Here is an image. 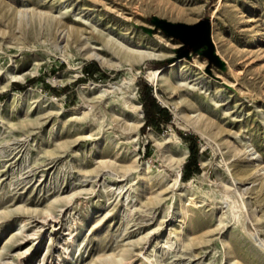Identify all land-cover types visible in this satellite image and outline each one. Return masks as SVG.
<instances>
[{"label": "rangeland", "instance_id": "1", "mask_svg": "<svg viewBox=\"0 0 264 264\" xmlns=\"http://www.w3.org/2000/svg\"><path fill=\"white\" fill-rule=\"evenodd\" d=\"M217 3L0 0V264H71L73 257L78 264H104L100 258L123 249L132 256L129 264H149L147 258L153 256L149 248L161 225L165 240L174 244L172 249L171 244L159 246L157 257L162 264H232V258L240 264H264L259 238L243 232L223 214L227 204L221 193L238 166L226 140L238 147L250 141L264 158V58L245 63L248 57L236 54L250 37L240 30L246 18H254L264 32V0H229L228 4L237 6L233 11L228 7L218 11ZM30 9L48 12L65 23L41 25L30 15L25 16L28 22H20L18 11ZM212 14L217 56L210 33ZM205 20L210 44L197 50L199 42L189 44L182 35ZM72 25L83 29L79 41L59 36ZM107 38L157 57L127 62L107 45ZM255 45L257 50L264 42ZM91 51L99 52L106 64L89 56ZM181 57L197 63L179 67L176 90L159 86L171 121L166 123L162 117L154 128L145 119L128 154L126 143L112 145L126 136L125 122H134L123 98L136 92L144 111L143 85L153 92L155 88L143 73ZM112 88L120 90L113 93ZM83 112L89 116L83 118ZM199 113L204 121L210 120L207 129L203 122L190 119ZM176 137L181 144L175 143ZM101 139L106 141L96 146ZM165 145L177 159L188 153L181 174L184 184L195 177L191 186L167 189L166 182L172 184L174 177L164 164ZM194 145L198 149L195 162ZM132 152L139 166L149 164L154 173L159 169L169 173L166 181L146 185V197L138 199L131 189L134 174L119 178L124 172L98 167L110 159L124 164ZM248 179H240L238 187L241 191L249 188L245 198L253 200V212L262 218L258 226L264 239V196L260 188L252 190L258 183L252 187ZM191 187L208 197L204 202L201 194L194 197L189 227L181 212L174 220L172 205L180 189L188 193ZM153 195L161 200L150 203ZM70 196H74L71 201ZM87 213L92 217L85 226ZM188 227L181 242L173 236ZM248 229L255 232L251 224ZM199 237L200 241L190 242ZM225 238L230 243L228 255Z\"/></svg>", "mask_w": 264, "mask_h": 264}, {"label": "bare ground", "instance_id": "2", "mask_svg": "<svg viewBox=\"0 0 264 264\" xmlns=\"http://www.w3.org/2000/svg\"><path fill=\"white\" fill-rule=\"evenodd\" d=\"M160 1V0H159ZM229 0H218L217 7L218 11L224 10L223 7H228L230 11H233L237 8L234 4H228ZM247 3H249V0H247ZM227 12V11H226ZM239 21H244V18L242 16V11H239ZM214 14V13H213ZM212 14L213 19H211V26H210V33H211V41L214 44L216 51L214 50L213 55L217 56L219 54L218 44L216 42V36L215 32L213 31L212 27L214 25V15ZM18 15H20V22H22L25 19V16L28 17L30 15L31 20L34 19L35 21L38 20V22L42 25L43 23H50V21H54L56 24L62 26L65 21L62 19H59L57 16H53L52 14L48 12L43 11H37L36 9H30V10H19ZM29 19V18H28ZM26 20V19H25ZM33 21V20H32ZM208 20L203 21L200 23V27H194L190 29H186L188 27H185V31L183 32V37L187 43H198L194 49H199L203 45L210 44L209 37H208ZM19 22V23H20ZM26 22H28L26 20ZM23 23V22H22ZM28 24V23H27ZM59 30V29H58ZM241 32H249L250 37L247 39L248 43L245 44L244 49L238 50L236 54H242L243 56L241 58H247V62L252 61L254 59H262L264 58V46H258L259 48L257 50H254L256 42H264V32L261 29L259 25H256V20L252 17L246 18L244 25L240 27ZM62 31V29H61ZM63 30L62 35L64 38L67 37V39H74L79 41L80 38L84 36L83 29L79 27L78 25H72L68 28L67 32ZM63 32L65 34H63ZM58 36V39L60 40ZM111 45L112 48H114L115 53H117L119 56H121L123 59H125L127 62L132 61H145L149 59H153L157 57V55L149 53V52H142L138 50H132L128 47H126L124 44L118 41H114L112 38H107V45ZM231 46V45H230ZM233 48V47H232ZM202 49V48H201ZM99 51V50H98ZM234 51V48H233ZM200 53V52H199ZM91 57H94L97 61H99L100 64L105 65L106 59L97 51H91L90 55ZM197 62L195 59L189 60L186 57L178 58L177 60L173 61L171 64L158 69V70H149L148 72L143 73V77L146 79L148 83H150L152 86H154V92L155 96L157 97L160 104L168 108V103L164 101V99L161 98L159 94V86L165 87L167 89L176 90L179 85V79H176L177 70L181 66H185V64L195 65ZM137 74H142V72H137ZM135 76V75H134ZM135 78V77H134ZM229 86L231 84L227 82ZM114 87V86H113ZM127 89L129 86H126ZM116 88V87H115ZM113 89V93L116 92V90L120 89ZM153 92V93H154ZM105 91H100L101 95H104ZM99 95V94H98ZM123 105L125 108L130 111L134 116V122L128 123L125 122V137H118L117 141H112L111 144L114 146L119 145V143H126L128 145V148L125 147L124 152L129 153V151L132 149V142L136 140L135 135H139V129L143 125L145 120V114L142 110L141 103L138 98V94L136 92H132L128 97L123 98ZM84 109V108H83ZM87 109V108H86ZM85 111V110H84ZM82 112V111H81ZM90 112V111H89ZM89 112H83V118H87L89 116ZM190 118V117H189ZM194 123L196 122H203V126L207 129L211 122L204 121V116L199 113L195 115L194 117L190 118ZM220 131V130H219ZM112 136L110 139H113ZM249 140V139H248ZM106 141L101 139L96 143V146L100 147L102 143ZM175 143L181 144V141L179 138H175ZM166 142L167 139H166ZM248 144L244 147H238L235 145H231L229 141L226 140L225 144L227 145L228 150L234 155V157L238 158V166L236 167L235 172L231 173V181L227 185H223L224 190L221 192L223 195V198L225 200L226 211L223 213L227 216L232 222H234L235 225H240L243 232L251 233L250 235L252 237H258L259 238V245L264 250V239L261 237V232H263L262 228L258 226V223L262 221L261 217H258L257 212H253V208L255 206L253 200H246V195H248L249 188L246 190H240L238 187L239 180L249 177L248 180H250L253 183L254 187L256 183H258V187H255L252 190H256L257 188H260L261 194L264 196V158L261 154H259L255 149L252 142L248 141ZM165 153H164V164H167V167L171 169L173 172V182L170 184V182H166L167 189L180 186H188L192 185L195 181V177H192L187 184L182 183V165L184 162H186V158L188 156V153L181 159H177L173 152L171 151V148L169 145H165ZM115 156L117 157L119 155V151L115 152ZM99 168L103 169H110L111 171H122L124 174L122 176H118L119 178L127 176V174H134L136 177L131 183V189L134 191L133 195L135 199L141 198L143 196L146 197L147 195V188L146 185L153 184V183H162L166 181L167 177L169 176V173H167L164 169H159L157 172H153L152 167L149 166V164H144L142 166L138 165V159L136 155H133L129 159H126L124 164H117L116 159H110V160H104L99 162ZM227 163V162H226ZM244 163L246 166L241 167L240 164ZM173 164H176L177 167L172 166ZM174 167V168H173ZM171 174V173H170ZM171 176V177H172ZM171 180V178H170ZM123 182V180L121 181ZM241 184V183H240ZM219 187V186H217ZM174 192V190H172ZM177 190L175 189V192ZM221 191V190H220ZM198 194H201L200 200L205 201V198L208 197V194L199 189L191 187V189L188 191V193H183L180 189L179 196H174L175 202L172 205V212H175L174 220L178 221V213H183V218L185 221H190L191 213L189 210L190 205H196V199L194 198ZM260 194V195H261ZM74 196H70L67 198L69 201L73 199ZM150 203H158L161 199L160 196L153 195V197L148 198ZM52 206L47 210L48 212L51 211ZM91 213L86 214V221L84 225L86 226L90 220H91ZM186 223V225H191V223ZM249 224L254 226L255 232H250ZM160 226V229L157 231L158 237L156 239V242L152 245H150V252L153 253V256H150L147 258V261L149 264H162V260H160L157 257L159 246L161 244H171L172 240L166 239L163 237V230L165 228ZM172 226V224H171ZM83 227V226H82ZM190 227V226H189ZM188 227V230H183L180 233H172L173 236L179 239L181 242L184 240L185 236L188 235L187 233L190 231V228ZM56 229V228H55ZM89 230V228H88ZM82 232V231H81ZM80 232V233H81ZM143 238L140 239L142 241ZM201 238L196 239H190V242L192 241H200ZM75 242V236L72 237L70 240V245H73ZM223 246L225 249V254L228 255L229 249H230V243L227 238L222 240ZM171 249L174 247V244H171ZM153 258V259H152ZM132 259V256L130 252L127 249H123L121 253L119 254H110L106 257L100 258V262L104 264H129L130 260ZM71 264H78V260L73 257ZM96 264V263H93ZM232 264H240L235 258H232Z\"/></svg>", "mask_w": 264, "mask_h": 264}, {"label": "trees", "instance_id": "3", "mask_svg": "<svg viewBox=\"0 0 264 264\" xmlns=\"http://www.w3.org/2000/svg\"><path fill=\"white\" fill-rule=\"evenodd\" d=\"M152 90L153 89L149 85L144 84L141 96L144 107L146 125L149 127L158 128L162 121V117H165L164 122L169 123L171 121V115L169 114L166 108L159 105V103L154 97V93ZM191 154L192 161L195 162L198 156V149L196 145L191 147ZM189 168L190 165H188L187 169Z\"/></svg>", "mask_w": 264, "mask_h": 264}, {"label": "water", "instance_id": "4", "mask_svg": "<svg viewBox=\"0 0 264 264\" xmlns=\"http://www.w3.org/2000/svg\"><path fill=\"white\" fill-rule=\"evenodd\" d=\"M154 97L157 99V97L154 95Z\"/></svg>", "mask_w": 264, "mask_h": 264}]
</instances>
